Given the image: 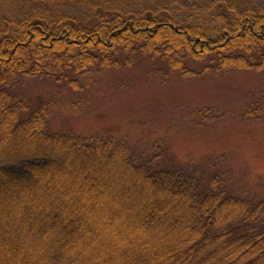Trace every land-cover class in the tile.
<instances>
[{
    "label": "trees",
    "instance_id": "16d2710c",
    "mask_svg": "<svg viewBox=\"0 0 264 264\" xmlns=\"http://www.w3.org/2000/svg\"><path fill=\"white\" fill-rule=\"evenodd\" d=\"M144 53L183 75L193 58L206 74L261 70L264 8L0 0V264H264V201L233 197L222 174L201 188L196 171L157 168L114 137L50 133L16 93L35 76L81 90Z\"/></svg>",
    "mask_w": 264,
    "mask_h": 264
},
{
    "label": "rangeland",
    "instance_id": "374dc122",
    "mask_svg": "<svg viewBox=\"0 0 264 264\" xmlns=\"http://www.w3.org/2000/svg\"><path fill=\"white\" fill-rule=\"evenodd\" d=\"M238 2L264 8V0ZM119 61L81 90L35 76L16 93L30 110L45 111L50 133L114 137L157 168L196 171L201 188L222 174L233 197L264 201V68L206 74L209 62L193 58L183 75L148 53ZM203 107L215 118L194 113Z\"/></svg>",
    "mask_w": 264,
    "mask_h": 264
}]
</instances>
